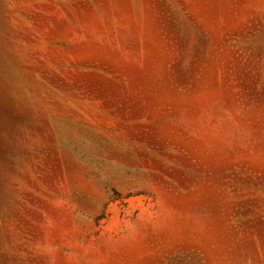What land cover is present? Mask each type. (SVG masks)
<instances>
[{"label": "rangeland", "instance_id": "obj_1", "mask_svg": "<svg viewBox=\"0 0 264 264\" xmlns=\"http://www.w3.org/2000/svg\"><path fill=\"white\" fill-rule=\"evenodd\" d=\"M0 264H264V0H0Z\"/></svg>", "mask_w": 264, "mask_h": 264}]
</instances>
